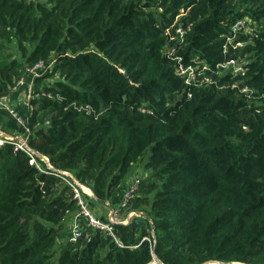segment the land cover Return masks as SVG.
<instances>
[{
	"label": "trees",
	"instance_id": "1",
	"mask_svg": "<svg viewBox=\"0 0 264 264\" xmlns=\"http://www.w3.org/2000/svg\"><path fill=\"white\" fill-rule=\"evenodd\" d=\"M39 60L17 109L28 145L90 207L119 202L149 151L127 207L143 217L114 226L119 244L90 227L65 240L71 187L6 143L0 264H264V0H0V96Z\"/></svg>",
	"mask_w": 264,
	"mask_h": 264
},
{
	"label": "built area",
	"instance_id": "2",
	"mask_svg": "<svg viewBox=\"0 0 264 264\" xmlns=\"http://www.w3.org/2000/svg\"><path fill=\"white\" fill-rule=\"evenodd\" d=\"M251 21L247 18L238 19L233 24V35L228 37V41H232L237 31L249 28ZM176 32L181 36L183 30L178 27ZM52 61L46 63L43 60L37 61L31 67H27L23 75H21L15 83L12 85L9 93L0 96V109L5 110L10 116H12L18 125L21 127V131L14 135L3 134L0 131V146L3 144H11L14 151H22L29 157V162L34 165L38 170L42 172L54 173L62 177L72 189V197L75 200L77 209L73 216L68 220L67 229L68 232L65 236V240L69 242H75L82 236L86 227L97 229L113 237V239L119 244L118 239L114 234V226L117 224H127L133 218H141L143 214L140 211H127L128 203L134 196L135 190L138 187L140 180L135 177L127 189L123 190L122 198L117 202L115 207H111L106 216L100 217L89 206L87 196H92V192L88 187L80 183L70 172L65 170H57L52 167L47 156L39 153L28 145L27 138L29 133V127L27 124V118L21 115L16 106L10 99V93L15 90L21 89L20 103L26 108L27 111L32 109L31 100L38 96L35 90V78L42 76L50 70ZM220 66L224 68L230 67L234 73L242 72V64L234 59H231L225 63H221ZM180 74H187L188 79H194V70L192 67H178ZM246 91V88H242ZM50 97L48 93H42ZM44 164V165H43ZM126 212V215L122 213Z\"/></svg>",
	"mask_w": 264,
	"mask_h": 264
},
{
	"label": "crops",
	"instance_id": "3",
	"mask_svg": "<svg viewBox=\"0 0 264 264\" xmlns=\"http://www.w3.org/2000/svg\"><path fill=\"white\" fill-rule=\"evenodd\" d=\"M20 98H21V89L15 90L14 92L10 93V99L12 100V102H14L13 104L16 106L18 111L19 112L26 111V108L20 103ZM3 125L6 127H3ZM6 129H9L10 131L6 132ZM0 131L3 132V134H7V135H14L19 133L20 131L15 121L3 109H0ZM114 201H117V199L115 198ZM116 204L117 202L110 203L109 201L99 203L100 206H103L105 208L106 212L104 213H107L110 210V208L115 207ZM124 215H126V212L124 213Z\"/></svg>",
	"mask_w": 264,
	"mask_h": 264
},
{
	"label": "rangeland",
	"instance_id": "4",
	"mask_svg": "<svg viewBox=\"0 0 264 264\" xmlns=\"http://www.w3.org/2000/svg\"><path fill=\"white\" fill-rule=\"evenodd\" d=\"M148 155H149V151L146 152L143 160H141L138 163L133 165L132 169L129 171V173L125 177L124 182L121 185V188H123V190L127 189V187L131 184V182L134 180L135 177H138V179L140 180V179H143L144 177L147 176V171L144 170L143 166H144V159H146V157ZM123 190L121 189L120 192H122ZM118 197H120V194H117V197H116L119 200L120 198H118ZM114 202H116V201H114ZM92 209H94L95 213L97 215H99L100 217H104L107 214V213H104V212H106L105 208L103 206H100L99 203H96L95 206H92ZM75 212H76V210L72 213H69L67 218H66V221L69 218H71ZM122 213H125V211H122ZM133 219H135V217ZM65 231H66V229H65ZM59 241H63V237L59 238Z\"/></svg>",
	"mask_w": 264,
	"mask_h": 264
},
{
	"label": "water",
	"instance_id": "5",
	"mask_svg": "<svg viewBox=\"0 0 264 264\" xmlns=\"http://www.w3.org/2000/svg\"><path fill=\"white\" fill-rule=\"evenodd\" d=\"M125 75H127V72L124 71ZM3 133V132H2ZM236 262H225V263H222V262H218V264H235ZM213 264H217V263H213Z\"/></svg>",
	"mask_w": 264,
	"mask_h": 264
},
{
	"label": "bare ground",
	"instance_id": "6",
	"mask_svg": "<svg viewBox=\"0 0 264 264\" xmlns=\"http://www.w3.org/2000/svg\"><path fill=\"white\" fill-rule=\"evenodd\" d=\"M235 264H246V263H242V262H236Z\"/></svg>",
	"mask_w": 264,
	"mask_h": 264
}]
</instances>
